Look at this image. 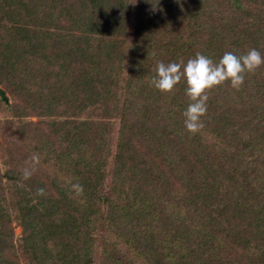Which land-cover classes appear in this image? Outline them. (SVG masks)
I'll return each instance as SVG.
<instances>
[{
    "label": "trees",
    "instance_id": "16d2710c",
    "mask_svg": "<svg viewBox=\"0 0 264 264\" xmlns=\"http://www.w3.org/2000/svg\"><path fill=\"white\" fill-rule=\"evenodd\" d=\"M249 48L264 0H0V85L62 119L35 143L52 177L0 182V264H264V64L207 89L191 134L183 80L149 84L158 60Z\"/></svg>",
    "mask_w": 264,
    "mask_h": 264
},
{
    "label": "clouds",
    "instance_id": "9594fccd",
    "mask_svg": "<svg viewBox=\"0 0 264 264\" xmlns=\"http://www.w3.org/2000/svg\"><path fill=\"white\" fill-rule=\"evenodd\" d=\"M261 64H264V56L256 48H249L239 55L225 51L216 61L197 52L186 61L165 64L158 60L155 74L150 78L149 84L157 91L168 93L183 80L187 103L181 115L185 130L191 134L203 127L201 117L207 110L206 90L225 81L231 88L239 90L245 74L254 72ZM30 174L27 168L22 172L24 178ZM74 187L78 193L82 190L79 185ZM37 191L42 192V189Z\"/></svg>",
    "mask_w": 264,
    "mask_h": 264
},
{
    "label": "rangeland",
    "instance_id": "374dc122",
    "mask_svg": "<svg viewBox=\"0 0 264 264\" xmlns=\"http://www.w3.org/2000/svg\"><path fill=\"white\" fill-rule=\"evenodd\" d=\"M134 8L133 4L132 10ZM65 13H67L66 10ZM131 18H133V14H131ZM63 29L69 30L66 24L62 26V32ZM0 89L3 90L6 96V100L0 97V182H2L3 194L9 198L11 196L10 182L6 181L3 176L9 170H24L27 168L32 172L34 169L38 171L37 174L40 177H52L54 172L53 167L46 165L34 167L37 163L36 158L33 160V157H35V143L42 136V138H46L52 144L51 131L54 129L55 124L59 123L62 119L38 117L30 109L31 107L25 96L20 97L19 94L12 95L8 90L5 91L2 85H0ZM58 110L60 111L61 109L58 108ZM100 117V112L93 110H86L80 115V118H93V120ZM25 123L29 124L27 126L29 129H26L24 137L20 134L13 136L15 135L13 133V125L19 126ZM13 227L15 241L17 240L16 244L18 245V240L21 237V228L17 222L13 223ZM101 245L100 241H98L96 248H101ZM16 251L19 263L28 264L26 254L24 253L23 255L20 248L19 250L16 248ZM95 262L97 263V261Z\"/></svg>",
    "mask_w": 264,
    "mask_h": 264
},
{
    "label": "water",
    "instance_id": "95a60500",
    "mask_svg": "<svg viewBox=\"0 0 264 264\" xmlns=\"http://www.w3.org/2000/svg\"><path fill=\"white\" fill-rule=\"evenodd\" d=\"M0 97H1V99L6 100V96H5L2 89H0Z\"/></svg>",
    "mask_w": 264,
    "mask_h": 264
}]
</instances>
